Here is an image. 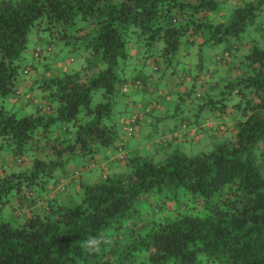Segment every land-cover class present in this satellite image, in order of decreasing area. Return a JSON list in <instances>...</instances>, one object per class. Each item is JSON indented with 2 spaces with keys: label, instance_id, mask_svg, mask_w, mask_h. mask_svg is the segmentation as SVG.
<instances>
[{
  "label": "trees",
  "instance_id": "1",
  "mask_svg": "<svg viewBox=\"0 0 264 264\" xmlns=\"http://www.w3.org/2000/svg\"><path fill=\"white\" fill-rule=\"evenodd\" d=\"M36 26L51 45L30 55ZM56 40L82 45L87 64L56 75L46 64L43 104L18 117L6 103L35 79L36 61ZM221 43L232 49L216 62L242 53L240 72L207 91L195 83L177 103L198 104L196 118L203 108L230 118L224 139L215 138L207 152L160 162L121 156L125 173L76 184L77 198L44 200L62 184L56 175L68 172L73 156L116 147L124 87L140 51L171 64L194 47L200 54ZM97 92L102 101L94 103ZM6 145L19 169L0 161V264H264V0H0V146ZM36 202L37 210L25 212ZM90 237L107 243L89 253Z\"/></svg>",
  "mask_w": 264,
  "mask_h": 264
},
{
  "label": "crops",
  "instance_id": "2",
  "mask_svg": "<svg viewBox=\"0 0 264 264\" xmlns=\"http://www.w3.org/2000/svg\"><path fill=\"white\" fill-rule=\"evenodd\" d=\"M36 45L50 46L51 43L48 40L44 45L35 44V46ZM230 48L232 49L231 46L225 45L220 53L212 52L213 54L212 55L210 54L211 56L209 58L210 69H208L207 71L208 75L207 73L204 75L203 73L204 68L200 70L201 68L195 66L192 67V65L188 63H185L184 66L187 67L183 68V73L181 76L179 75L180 73H177L180 72L179 66L177 69L173 70L171 74L170 73L167 74L168 70L165 69L162 71V67L159 64L158 60L156 59L153 58L146 59L144 57L142 59L138 57L134 59V61L131 63L129 67V73H128L130 78L129 81L130 91L126 94L124 98H122L120 105V110L124 112V115H123L122 129H121L122 131L119 138V142L117 143L115 148L105 150L104 153H99L93 156L94 157L93 161L97 160L98 166L100 165L103 168V172L105 173L104 177L112 173H122L121 166H124L127 170L126 162L121 161L118 158L117 152L120 153L121 156H127V157H129L131 153L135 152L134 157H141L136 153V150L139 148L138 146H140V143L142 141L139 132L142 131L144 133V136H146V130H148L149 126L154 127L156 126L155 124L156 122L160 123L165 118H170L172 116L173 112L171 113V109L172 111L176 110L173 113L174 117L176 115L181 116L180 118L181 122L180 124L175 125L173 129H171L170 127H166V128L164 127V129L158 127L159 131L156 133V134L159 133V135H157L158 139L152 142V144L157 143V145H160V148H163L166 144H170L172 142L173 143L205 142L208 143L209 145H213L215 138L226 136V134L233 127L231 121L220 118V122H217V119L219 118L215 115L214 116L215 120H212L211 118L207 117V123L208 120H211L210 123H208V125L201 123L200 120L199 121L197 120L198 122H196L190 116V114L186 113L180 115V112H177L181 108L180 105L182 104V103L178 104L177 100L179 97H183L186 94V92L189 91V89L191 88L190 85L192 84L195 83L200 84L199 86L200 89L202 88V90L205 89L207 91L212 85H214L216 80L220 78L222 79L225 75L234 76L237 73H239L240 68H238L237 59H242V53L237 55L239 56L237 59L236 57L231 56L230 59L225 60V62L223 63L216 62L217 56L218 55L224 56V54H227V50ZM247 50L248 49L246 48L242 52H247ZM32 53H30V55H32ZM46 53L41 60L36 61L38 70L36 73H33L32 75L35 76V79H31L30 81H24L20 85L17 98L12 99L9 102L12 104L11 107L15 106V108L23 109L26 107L27 103L29 102L31 104H35L36 106L37 105L39 106L41 103L43 104L42 93L40 92L39 85L42 82V80L48 76V75L47 76L44 75V72L47 68L46 64L56 61V57H58L57 54L54 53V51L50 52L49 54ZM132 54L135 56L136 54H138V52L134 51ZM196 55L197 54L195 51V56ZM200 58L201 57L196 58L195 60L198 63H200V61H198L200 60ZM190 60H191V56L184 55L180 64L181 65L184 64L185 61L191 63ZM53 63L56 65L53 66L52 73L54 75L63 73L64 71L65 72L68 71V68L66 67L67 66L66 62L63 61L58 64H56L55 62ZM149 65L150 68L147 69V66ZM196 65L198 66V64ZM193 70L196 72H194ZM91 71L96 74L97 69L94 68ZM214 75L216 76L214 77ZM166 79L167 82L164 85L165 93H159V86ZM36 86L38 87L39 93L34 90ZM26 91H30V95H27ZM174 102L177 104L176 109H173L171 106V104H173ZM151 103H153V105ZM178 105L180 106V108H178ZM155 112L157 113L156 115H154ZM133 113L138 115L139 120L137 126H135L134 134L132 136H129L126 132V126L129 125L130 123L129 116ZM164 116L166 117L164 118ZM215 134L217 135V137L214 136ZM169 140L172 142H170ZM176 153H182V152L176 151ZM167 156L169 155L166 154V157ZM0 161H5L7 164H11L10 166H12V169H16V170L19 169L17 167V164L14 163L15 161L12 158L6 159L4 157H0ZM93 165L96 164L93 162ZM87 168L90 169L91 168L90 165H87ZM73 170L76 173V169L70 166L68 172H73ZM74 180L75 178H73V182ZM76 184L77 183H75L74 186L77 187L78 184L77 185ZM71 190L74 191V189L72 188ZM68 196H70V193H67V195L65 196L67 200L70 199V197ZM53 198H55L53 191L51 192L50 195L48 194V197H46V195L44 196V200L53 199ZM31 206L32 207L28 210H25V212H31L39 208L37 202L35 204H31ZM15 217H17V214L15 215Z\"/></svg>",
  "mask_w": 264,
  "mask_h": 264
},
{
  "label": "rangeland",
  "instance_id": "3",
  "mask_svg": "<svg viewBox=\"0 0 264 264\" xmlns=\"http://www.w3.org/2000/svg\"><path fill=\"white\" fill-rule=\"evenodd\" d=\"M29 50H30V53H32L38 46L35 44H42L44 45L48 40H49V36L47 35V32H44L41 27L39 26H36L32 29V31L29 33ZM54 41V40H53ZM57 41V42H56ZM55 44L53 45V51L54 53L57 54L58 57H56V61H53L55 62L56 64L58 63H61V62H66L67 64V68H68V71L69 72H73V71H78V70H81L82 67H84L86 64H87V54L86 52L84 51L82 45H76V47H74V45H64L62 42L60 43L59 40H56ZM35 42H38V43H35ZM226 44L225 43H221L219 45H215L213 46V48L211 47H204L203 49H201L200 51V54H198V51H197V48H192V55H191V63L188 62V61H185L184 64H180L177 62V60H174L171 64H167L165 63L163 60H158L159 64L161 65L162 67V71L163 70H169L167 71V74H171L172 73V68L176 67L175 69L178 68L179 66V70L180 72H177V73H180L179 75L181 76L182 73H183V68H186L184 65L185 63H188V64H191L192 67L195 66V67H198V68H201L200 70H202L204 68V75L207 73L208 69H210V61H209V55L213 54L212 52H215V53H220L223 49V47L225 46ZM46 47V46H44ZM141 50V49H140ZM195 51L197 53V55L195 56ZM140 55L141 57L143 58V51H140ZM145 57V56H144ZM200 58V60L198 61H202L203 60V63H202V66L201 67L199 65V63L195 60L196 58ZM141 58V59H142ZM183 59V58H182ZM181 59V60H182ZM53 62H51V64L53 66H56ZM198 64V66L196 65ZM169 65H172V68H170ZM53 68V67H52ZM150 68V65L147 66V69ZM194 71V70H193ZM196 72V71H194ZM208 74V73H207ZM170 76V75H169ZM216 75H214L215 77ZM213 77V78H214ZM167 82V79L164 80L161 85L159 86V93H165V88H164V85L166 84ZM190 85V84H188ZM194 85H190V87L192 88ZM200 84H196V88L197 90H199ZM35 91H38V87L36 86L34 88ZM27 95H30V91H26ZM158 93V92H156ZM93 101L94 103H99L102 101V93L101 92H97L94 94V97H93ZM155 103V102H153ZM153 103H151L153 105ZM7 107H11L12 104L7 102L6 103ZM197 105H195V107L193 108L191 105L189 104H181V108L177 111V112H180V115H183V114H190V116L194 119V120H200L201 123H204L205 125H208L207 123V117L208 118H211L212 120H215L214 119V116L217 115L218 116V113L216 111H212L211 109H208V108H203L201 111H199V116L198 118L195 117L194 114H196V112L198 111L197 109ZM35 104H29V105H26L25 108L23 109H19V108H15L14 107V112L16 111L17 113V116L18 117H24V116H27L29 115L30 113H33L35 112ZM172 108L173 109H176V106L177 104L174 102L173 104H171ZM192 109V110H191ZM232 109V108H230ZM190 110V111H189ZM176 110L172 111L171 109V113L175 112ZM172 113V116L170 118H165L166 116H164V120L160 123L156 122V126L154 127H150L148 128V130H146V136H144V133L142 131L139 132L140 134V138H141V143H140V146H138L139 148L136 150V153L138 155H140L141 157H152L153 159H155V161L157 162H160L161 160L165 159L166 158V154H168L169 156H172L173 154L176 153V151L178 152H182V153H185L187 154L188 156H194V155H198V154H201V153H204V152H207L209 151L210 149H212V145H209L208 143H205V142H188V143H170V144H166L163 148H160V145H157V143H154L152 144V142L156 141L158 139L157 135L156 134L159 129L158 127H160L161 129H164V127H170L171 129L174 128L175 125H178L180 124V118L181 116H178L176 115L174 117ZM157 113L155 112L154 115H156ZM163 116V115H162ZM228 121H230V118L227 119ZM217 122H220V118L217 119ZM214 124V122H213ZM211 126V125H210ZM161 137V136H160ZM217 139L219 140H222L224 139V136H221V137H217ZM134 143V141H133ZM151 144H152V147H151ZM134 149V148H133ZM105 150L103 151H100V153H104ZM165 153V155H164ZM117 155H118V158L120 159L121 155L120 153L117 152ZM135 155V152L131 153L129 158L133 157ZM0 156L1 157H4L6 159L8 158H12L13 160L15 159L14 158V155L11 153L9 147H6L5 148H1L0 146ZM120 156V157H119ZM27 157V155L25 156ZM93 156H73L71 158V160L69 161V166H72L74 167V169H76V174L73 170V172H67L66 174L64 173H59L58 175H56V180H58V182L62 183L63 186H65L68 190H67V193H71L70 198L74 197V198H77V194L75 195L71 190L74 189V184L77 183V184H84V185H95L97 183H100L104 180V172H103V168L99 165L98 166V162L97 160H94L93 161ZM27 159V158H26ZM17 160H18V157H17ZM16 161V159L14 160ZM93 162L96 164V165H93ZM11 165V164H8L7 167ZM85 165V167H84ZM87 165H90V169L87 168ZM122 168V172H126V168L124 166H121ZM60 172H62L60 170ZM73 178H75L74 182H73ZM62 184H56V186H53L51 188L48 189L47 193H46V197H48V194L50 195L51 192L53 191L55 197H59V198H62V199H66L65 196L67 195V193L65 194V192L63 193V191L60 190V186H62ZM63 188V187H62ZM56 189V190H55ZM55 190V191H54ZM63 193V194H62ZM37 196H38V192L35 193V200L37 199ZM11 198V197H10ZM66 202H68L67 200H65ZM181 202V201H180ZM149 211L151 212L152 210L149 209ZM15 212H9L8 211V217L9 219H11L12 221H16L18 219H15Z\"/></svg>",
  "mask_w": 264,
  "mask_h": 264
},
{
  "label": "clouds",
  "instance_id": "4",
  "mask_svg": "<svg viewBox=\"0 0 264 264\" xmlns=\"http://www.w3.org/2000/svg\"><path fill=\"white\" fill-rule=\"evenodd\" d=\"M104 243H107V241L99 239L97 237H90L84 241V247L89 251V253H93L98 251L101 244Z\"/></svg>",
  "mask_w": 264,
  "mask_h": 264
},
{
  "label": "built area",
  "instance_id": "5",
  "mask_svg": "<svg viewBox=\"0 0 264 264\" xmlns=\"http://www.w3.org/2000/svg\"><path fill=\"white\" fill-rule=\"evenodd\" d=\"M38 51H39V50H38ZM129 88H130L129 85L125 86V87H124V92H126V93L129 92V91H130ZM147 111H149V110H147ZM136 121H137V115H134V116L132 117V119L130 120L129 125L126 126V132H127V134H128L129 136H132V135L134 134V132H135V126H134V124H135Z\"/></svg>",
  "mask_w": 264,
  "mask_h": 264
}]
</instances>
